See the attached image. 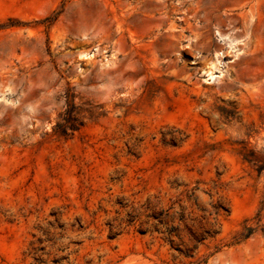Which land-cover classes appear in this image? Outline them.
I'll return each instance as SVG.
<instances>
[{"label":"rangeland","instance_id":"obj_1","mask_svg":"<svg viewBox=\"0 0 264 264\" xmlns=\"http://www.w3.org/2000/svg\"><path fill=\"white\" fill-rule=\"evenodd\" d=\"M0 264H264V0H0Z\"/></svg>","mask_w":264,"mask_h":264},{"label":"trees","instance_id":"obj_2","mask_svg":"<svg viewBox=\"0 0 264 264\" xmlns=\"http://www.w3.org/2000/svg\"><path fill=\"white\" fill-rule=\"evenodd\" d=\"M68 122V120H66V123ZM57 127V132L61 135H66V131H67V127L65 125H56ZM72 129V128H70ZM74 130V129H72ZM182 194V193H181ZM174 202H171L168 208H161V209H157V203L152 204L151 202H148L147 207L151 210L150 214L146 215L147 220L150 219H155L157 220L159 223H163L164 220L168 217V212L169 210H171L173 207ZM213 208L215 209V212L218 213L219 209L222 208V206H220V203L216 204L213 206ZM135 217L134 215H131V218ZM204 218H188V222H186V218L184 216V214L182 213V211L179 213V222L184 224V230L186 231L187 235H188V242H189V246L191 249H196L198 244L202 243L203 240H205V238L211 234H213L214 232L212 231V225H211V229L208 227V224L206 225L205 222H203ZM177 228H173L172 231H177ZM171 232H169L170 234ZM171 235V234H170ZM176 236L178 237L180 243H183V238L179 237V234H176ZM212 236V235H211Z\"/></svg>","mask_w":264,"mask_h":264}]
</instances>
